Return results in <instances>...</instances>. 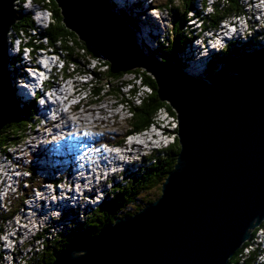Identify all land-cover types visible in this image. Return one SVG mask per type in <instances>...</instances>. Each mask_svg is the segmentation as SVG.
Segmentation results:
<instances>
[{
  "label": "water",
  "instance_id": "1",
  "mask_svg": "<svg viewBox=\"0 0 264 264\" xmlns=\"http://www.w3.org/2000/svg\"><path fill=\"white\" fill-rule=\"evenodd\" d=\"M18 1L0 0V129L16 113L7 35ZM54 1L66 28L112 70L154 77L178 120L180 149L155 200L78 235L50 264H228L264 220V59L234 61L212 82L197 79L179 62L144 54L108 0Z\"/></svg>",
  "mask_w": 264,
  "mask_h": 264
},
{
  "label": "rangeland",
  "instance_id": "2",
  "mask_svg": "<svg viewBox=\"0 0 264 264\" xmlns=\"http://www.w3.org/2000/svg\"><path fill=\"white\" fill-rule=\"evenodd\" d=\"M126 1H128V0H126ZM133 1H136V0H133ZM208 1L210 2L211 0H208ZM253 1L254 0H252V3H253ZM146 2H148L149 4L151 3L149 5V8L156 7L157 9H161L163 11V15L157 21H155L156 18H154L152 13H150V12H144L143 11L144 17L147 18L146 20H143L142 16L139 17L140 13H136V15H135V17H139V19H140L139 21L137 20V22H133V23H135L136 26L138 25L137 27H134V29H133V30H135L136 43H137V46L140 48V50L142 52H144L145 54H146V52H148V49L150 48V46H151V48H157V45H158V42H156L154 40H152V41L149 40V35L154 36V34H156L159 36V38H160L159 40L163 41L166 38V36L168 35V31H169V35H170L171 30H172L171 24L173 23L172 12L170 10V7L168 6V4L170 3V0H154L153 2H150V0H143V1H141V4H144L146 6ZM172 3L175 4V6H178V5H181V0H174V1L172 0ZM206 5H207V3H206ZM39 9H40V7H38V10ZM209 10H207L205 13L203 12V14L210 13ZM140 11H142V10H139V12ZM34 12H36V11H34ZM114 13H116V12L114 11ZM191 14L192 13L190 11H188V16H191ZM117 15L120 18H122L119 14H117ZM257 16H259V15H257ZM169 21H171V24ZM187 23L188 24H186V26L190 30H192V33H193V35H195V37L193 38V40L188 45H186V49L185 50L183 49L184 51L180 50L178 52V55L181 58H183V60H185L186 58L188 59V60L186 59L188 61V63L185 60L184 63H182V62L180 63V66L183 67V65L185 64V66L183 68H184V70H186V72L189 71L190 74L201 75L200 77L202 79L203 74L206 71L205 70L202 73V67L203 66L206 67L204 62L208 61L211 58V55H213L218 50H220L219 46L221 44V41H220V38H215V39L210 41L208 38L210 33H208V32L203 33V35H200V38H199L200 42L198 41V38H196V36L198 35V33H200V28H201L200 26L202 23V20L200 19V17H196L193 20H191V18H188ZM190 25H191V27H190ZM149 26H152V27H149ZM129 27H131V26H129ZM138 32H143V36H142L141 40L139 39L140 33L138 34ZM22 35H23V33L21 34V36ZM205 35H206V37L204 38ZM161 36H163V38H161ZM9 38L11 39V37H9ZM252 38L253 37H249V36L245 37L243 34H240L236 37V40L248 41ZM257 42H258V45H264V38L261 40H257ZM149 43H150V45H149ZM69 44L74 46L75 49L79 52V54L81 53V54L85 55L86 51L84 49H80V46H79L80 43L79 42H78V44L77 43L75 44L74 40L72 38H70ZM211 45H213V47ZM16 46L17 45H14V57L17 55L16 54V50H17ZM214 47H218V49L216 50V49H214ZM193 48H196V49L198 48V50L194 51ZM204 49H209V50L206 52L207 53L206 55L202 56ZM63 55L66 56V59H68L66 52H63ZM152 55H154L155 58L160 60V58L158 57V55L156 53H152ZM9 57L11 58L12 56L9 55ZM82 57H84V59H85L84 61L86 64L90 63V65L86 68L81 67L80 64L77 65L76 62L73 60L69 61L71 64L69 65L70 68L68 71L74 72L72 75L71 81H70V83H73L72 85L70 84V86H69L70 91H72L71 87H73L74 90H75V87H77L79 89V93H78L80 95L79 98H84V100L81 99L82 101L80 103V106L86 107V108H92L96 112H98L99 107H103V106L106 107L108 104L110 106L112 104L113 105L111 107H107V110L109 109L107 111L108 112L107 116H109V119H110V123H108V125H110V126L106 127V128H102V126H99L100 127V128L98 127L99 129L96 128L95 130H93V133L95 131V134L90 133L91 135H94L92 137H91V135L88 134L89 138L91 137L93 142L92 141H90V142L79 141L78 143H86V145L90 144V145H92V148H91L92 150L93 149L94 150H100L101 148H97V146H94V145H98L97 142L104 139L105 137H108V139L111 141H107V140H102L103 142L100 141L99 143L101 144V147L102 148L107 147L110 150H113V148H112V146H113L114 151L120 152V149L117 148L115 144L112 146H109V144H113L115 139H119V138L121 139L123 136L126 135V132L128 131V128H129L128 127V119L131 116L130 112L126 111L128 109H127V105L125 103L122 106L119 103V101L117 102L116 98L113 95H111L112 92L115 91L114 90L115 88L113 89V88H111L112 86H110V87L108 86L106 80L104 79V77H105L104 75H100V76H102V79H98L97 82H95V80H92L91 82H89L90 78H92V75L89 73L87 74V71L90 70V71H97L98 73H104V71L107 70V66L104 63V62H106V59L102 58L101 56L93 58V57H91V55L82 56ZM44 62L50 66V63L47 60H44ZM199 62H200V64H199ZM231 62L232 61L229 62L230 65H231ZM195 65L197 67L193 69V67ZM10 67L12 68L11 64L9 66V72L11 74V70H10L11 68ZM220 67H218L219 72H220V69H219ZM16 74H17L16 75L17 80L20 81L22 79L21 78L22 76H19L18 72H16ZM134 74H135L134 72H130L128 74H125L122 79L124 81H128V80L133 78ZM75 80H77V83ZM135 80H132V81H135ZM99 81H101L100 85H102L104 88V93L101 94L103 96H102V98H93L92 96L89 95L90 87L91 86H93V87L99 86ZM86 82H89V83H86ZM135 82H137L135 84H136V87H138V89L136 92H134L135 94H132V96L135 99L134 102L139 103V101H140V100H138L139 97H142L145 94V92H150V88L147 85H144V83H142V81H140V80H136ZM91 83H93V84H91ZM119 84L121 85V83H119ZM19 88L20 87H18V83L13 84V90H14L15 98L17 99V97L19 96V100L22 101L24 98L21 96V93H19V92L17 93V89H19ZM50 88H52V87H50ZM128 89H130V86L129 87L126 86V87L122 88V90L125 91L126 96L128 98H132L131 95L126 93L128 91ZM50 91H51L50 93H45L46 98H47V95H50L49 99L53 100L57 104L58 103V101L56 100L57 96L56 95L54 97L52 96V94H57V93L54 92L53 88ZM25 96H26V94H25ZM58 96H60V95H58ZM71 98L72 97H70L68 99L65 97V100L66 101L68 100L67 101L68 104H70L71 107H73L72 105L74 104L73 103L74 101H71L70 100ZM94 99H96L98 101L96 104H94V102H93ZM77 102H78V100H77ZM34 105H35L34 106L35 108H37V109L40 108L39 104H37V101H35ZM65 105H66L65 109H69L67 107V104H65L64 102L61 103V106H65ZM163 107L165 108V106H162L161 108H163ZM160 109H158V111L155 115V121H153L151 123V125L148 127V130L146 131V133L150 135V133L148 131L152 127V125L161 126V124H162V127H164L166 130L165 133H158L157 136H154V134H152L151 140H152V142L153 141L155 143L157 142L156 145H154L152 143L147 144V143L143 142L144 143V150H141L140 152L130 156V158H125V160L128 162H125L123 165H121V166L118 165L116 167L110 168L111 170H107V171H106V169H103L104 173L102 174V176L100 178L96 177L95 182L99 186L98 192H100L101 187H106V190L103 192H100V194L97 196L96 201L92 198H86V199H89V201H85L83 204H80L77 199L71 200V203L67 204L66 206H58V209L53 211L52 214L45 220V223H42L39 227H34V226L29 227L28 226L30 233L24 232L23 227H22L21 232H16L13 227L10 228L9 226L13 220H14V224H15V218H16L17 214H20L21 216L23 215L22 213H24V211H21V207H20L21 205L26 207L24 204L29 202L28 206L33 205V206H35V208H37L36 205L41 203V201L47 202V203H44L45 205H47L49 203V200L51 201L52 199H56V197H57L56 196L57 194H54V196H53L52 195L53 193L51 195L49 194L50 196L48 195L45 197L42 195L40 197L39 193H40L41 189L44 186L48 187L50 184L48 185L46 182L45 183L39 182L36 180V178H35V182L40 183L41 185L39 184L36 186H32V184H27L26 183V177L31 174L30 171L28 169H27L28 172L27 171H20V170H22L21 167L26 169V167H30V166L32 167L34 165H37L36 161L39 159V156L41 153L39 147L41 144H45L49 141V139L43 138V136L39 137V138H37L35 136V132H42L43 134H45V131H41V129L44 128L43 125H44V122L46 121V119L42 116L41 112H39V114L35 113V114L39 115L38 119L36 120V122H39L38 125H36L35 128H31V126H29L27 133H26V137H24V139L21 140L20 144L17 143L16 145H12L11 147H9V149H8V151H6V153H0V160H5V163H8L10 165V168L14 171L15 174H13V175H16V176H13V177H15V178H13V181H9V183L11 182L12 187L9 188V190L6 192L5 191L2 192L4 195L3 200H1V198H0V200H1L0 201V203H1L0 204V215H1V217H5L4 215H8V216H6V218H0V223L4 219L3 233H2V236H0V238L2 239L1 242L5 243V245L2 244V246L4 245L3 247H0V251H1L0 256H2L4 258L3 263L4 264H25V262H27L31 258L32 255H35L39 249H42V246H41L42 243H40L42 238L41 239L39 238V240H36V237H38V235H35L33 237V239L29 240V241H33V242L24 244V247H19V244H18L19 242H21L20 245H22L25 240H28L31 235H33L38 229H42L43 226H44L43 231L46 233L45 234L46 237L44 236L46 238V241L47 242L53 241L52 239L57 237L64 230H67L69 223H73L74 225H77V222H78V220L76 219L78 217V215L76 216L77 213L80 214L84 210H86L89 213L99 204L97 201H101L102 199H105L106 196L108 195V190L112 191V189H114V184H118L121 187H124L123 185L126 182L131 181L130 179H132V175H134V174L137 175L140 173L141 168L143 166L147 165L146 162H148V161L154 162V158L156 155L155 153H158L157 151H155L154 146L159 147L160 149L163 147L165 148L164 144L167 141H168L167 142L168 145H170L173 142L171 135H172V133H174V130H172V128H175V126H176L175 120H172V118L169 116V112L165 109H162L160 112L159 111ZM69 110H71V109H69ZM114 111L117 113L120 112V114H119L120 116H118L117 120H115L113 117L110 116V115H112V112H114ZM34 112H36V111H34ZM53 113H54V108H52V112L49 113L48 117H51L53 115ZM30 122H31V120H30ZM153 129H154V131L157 130L155 127ZM163 130H161V131H163ZM137 132L138 131H132L130 133V136H125V138L126 137L127 138H126V140H123V142L125 141L124 142L125 144H123L124 145L123 151L130 152L132 150L133 146L137 145L138 143L142 142L145 139L146 134L140 135V134H137ZM84 134H85L84 136L86 137L87 134L86 133H84ZM59 136H62V135L60 134ZM98 136L101 139L97 138ZM138 136H140V137H138ZM148 138H150V137L148 136ZM176 138H177V142H179L178 137H176ZM31 140H33V141H31ZM28 143L31 145L30 147H28V146L23 147L24 144L27 145ZM60 146L62 147V143L60 144ZM63 146H64V143H63ZM133 150H134V148H133ZM8 154L10 156H8ZM31 157H33V159H31ZM49 163L50 164H47L45 166L42 165L43 163L38 164L37 166H38V169L40 170V172L41 171H49V172L52 171L50 169L46 170V166L48 168H51L52 165L60 164V166L58 168H60V171H62L65 168L67 169L68 165H69L68 163L63 164L62 161H60L58 163H55L53 161H49ZM87 166L90 170H96L95 166L89 162H88ZM125 167L130 169V172L127 171L128 175H130L129 177H128V175H127V177L123 176V174L126 172ZM133 168H135V169H133ZM131 169H133L132 172H131ZM118 170H119V174H117V177H114V178L112 177L110 179V181L107 182L106 174H108L110 172L115 173ZM137 170H139V171H137ZM54 171L55 172L59 171V169H57V167H56V169ZM54 174L55 173H53L50 176L46 175L45 178H47L49 180L54 179ZM66 175H68V177L71 180L70 173L68 172V173H66ZM23 177L25 179L21 180V178H23ZM9 178H10V180L12 179L11 176ZM112 179H113V181H112ZM98 180L101 183L98 182ZM19 183H20V186L16 187V185ZM63 185L64 184H60V186H58V187H63ZM78 185H79L78 182L74 181V184L72 186L75 188H78ZM29 188H31V191L29 193H27ZM55 189H56V187H55ZM86 189H88V188H84V190L77 189V191L80 193H84V197H85V195L89 192ZM160 189H161V187H160ZM47 190L50 193V190L49 189H47ZM148 191L149 190H146L145 192H143L142 195H140L138 202L141 199L144 201V199H146V196L156 197L158 195V193L156 192L157 189H153L152 191H150L151 194L147 195L149 193ZM37 193L39 194V200L36 198H33V199L28 198V197H30L31 194H37ZM58 194H60V193H58ZM64 196L69 197L67 195V193H65ZM31 199H32V202H30ZM143 201H141V203H143ZM141 203L139 202V205ZM145 204H147V203H145ZM145 204L143 203V206H145ZM14 206H17L16 212L10 216L11 208H13V210H14ZM134 207H135V203H132L125 209V211L131 212ZM32 214L37 215L36 212H32ZM83 215L80 214V217H78V219L83 220V217L85 218V215L84 216ZM116 218L117 217H115L114 219H116ZM32 221L34 222V220H32ZM74 225L69 226V227H74ZM17 228L19 229V227H17ZM5 229L7 230L6 232H4ZM38 233L39 232H37V234ZM15 235L19 237L18 242H15ZM19 235H23V236H19ZM12 236H14V240L9 241ZM251 242L252 243L250 246H248V252L246 254H248L249 251L251 249H253L254 247H259L262 249V251L260 252V254H258L257 261L263 260L264 259V252H263V249H264V224L261 225V228L255 233ZM15 244H16V246H18L17 247L18 249L14 248ZM5 250H7V253H3V251H5ZM8 250H9V252H8ZM14 250H16V252H14ZM10 252L11 253L13 252L12 254H14V255L12 256V254H10ZM11 258L12 259L14 258V260H11ZM0 264H2L1 260H0Z\"/></svg>",
  "mask_w": 264,
  "mask_h": 264
},
{
  "label": "trees",
  "instance_id": "3",
  "mask_svg": "<svg viewBox=\"0 0 264 264\" xmlns=\"http://www.w3.org/2000/svg\"><path fill=\"white\" fill-rule=\"evenodd\" d=\"M25 1L26 0L18 1V5H16L18 15L9 32L12 42L14 40V45L17 36H21L22 33L26 35L31 34L33 28L36 25L32 14L30 12L24 11L22 4ZM34 1L51 9L53 21L51 22L50 27L43 30L41 34L45 38L50 39L51 46L57 49V51L59 50V53H61V51L67 53L68 59H65L66 65L70 63L69 61L73 60L77 65L80 64L83 68L88 67L90 63L86 64L84 61L85 59L82 56L91 55V57L96 58L98 57L99 53L95 49L88 47L86 44L80 41L78 36L73 31L66 28L60 9L58 8L54 0ZM168 6L170 7V10L172 12L173 21L172 30L170 33L171 36L168 40L167 38H165L162 41L163 45L161 47H158L157 50H151V48H149L148 52L156 53L158 57L163 59V61L165 62L174 61L181 63V58L179 57L178 52L180 50H183L186 45H188L195 37V35H193L192 33V30H190L186 26V22L189 18L188 11L194 8V0H181V5L178 6H175V4L172 3V0H170ZM202 7L204 8V3L202 4ZM243 7L244 6L241 0H213L211 13L206 16L202 15V17L204 16L201 23L202 30L217 28L220 23L223 20L229 18L230 15H240V13L243 12ZM130 13H132V11H130ZM197 14H200V12L198 11ZM137 20H140L139 17H135L133 21L131 20V24L135 25V23L133 22H137ZM202 30H200V33H198L199 35L202 34ZM70 38L74 40L75 44H78V42L80 43V49H84L86 51L85 55L81 53L79 54L75 47L69 44ZM27 40L31 42L30 44L35 43L32 36H28ZM257 45L258 42L254 39H250L248 41H229L228 44L223 48L224 50L216 52L212 55V58L207 66L208 69H206L203 74V78L211 82L215 81L217 77L227 73L229 69L234 65V61L237 62V60L239 62L245 61L244 64L248 65L250 63L259 61V59H264V45ZM57 47H59V49ZM230 61H232L233 64L230 65ZM104 63L107 66V70H105L104 73H98L97 71L88 70L87 74L89 73L92 75V79L90 80V82L92 80H95V82H97L98 79H102V76L100 75H104L106 77H104V79L106 80L108 86H112L111 88L113 89L115 88V91L112 92L111 95L116 98L117 102H123L127 105L128 111L130 112L131 116L128 119L129 128L126 132V135L124 134L125 136H127V134L132 131L142 132L146 130L151 125V123L155 121V115L158 109H160L162 106H165V108L170 110V112L173 111L166 102L160 101L156 91V81L154 80V77L147 73L145 70L137 69L136 71H140L139 80L148 85V87L150 88V92H145L142 97H139V103H135L132 94H135L134 92L137 91L138 87H136L135 83H133L134 81H124L122 79L127 71H125V69L123 68H120L116 71L112 70L111 65L107 61ZM184 66L185 64L183 65V67ZM220 66L224 67L221 73H219L218 70V67ZM68 70L69 66L67 67L65 72H67ZM100 83L101 81H99V86L97 87H90V91L92 92L91 96L93 98H102L103 96L101 94L104 93V88L102 85H100ZM119 83H121V85ZM126 85H130V90H128L126 93L131 95L132 98H128L125 94V91L122 90V88L126 87ZM19 101V98H17V110L12 121L5 125L2 129H0V153H6L10 146L20 143L21 140L26 137L29 126H31V128H34L33 123L30 122L34 115V107L32 105L33 103L28 102L27 104ZM93 102L96 103L98 101L94 99ZM125 136H123L121 139H115L114 141L118 143L122 140H125ZM102 140L111 141L108 139V137H105ZM179 149L180 146L177 142V138H175V141L167 147L155 149V151H157L158 153H155L156 155L154 158V162H150L148 161V159V162H146L147 165L144 166L143 171L140 170L139 174L132 175V179H130L131 181L128 182V185L126 184L127 182L125 183L124 186L126 187H121L118 184H114V189L112 190L115 191L111 192V196L107 195V197L102 200L101 203H99L91 212H85V218L83 217V220H79L78 218H76L78 220L77 225L69 223L67 230H64L57 237L52 239L53 241H46V233L44 231H42L40 234H36L38 235V238H42L40 242L42 243V249H39L35 255H32L31 259L25 262V264H50L54 258V255L69 243H71L78 235H95L103 225H105L109 221H112L115 217L131 215L140 210L143 207V203H149L156 199L160 194V187L163 181L174 167V164L176 162L175 154H177ZM28 170L31 173L29 181L31 182L32 186L39 185V183L35 182L36 174L34 168L30 166L28 167ZM153 189H157L156 192L158 193V195L156 197L146 196V199H144V201L142 199L139 200L140 203L141 201H143V203L139 205L138 199L140 195H142L146 190H149V193L147 194L149 195L151 194L150 191H152ZM30 191L31 188L28 189L27 193H29ZM132 203H135V207L133 208V210L131 212L125 211V209ZM20 207L22 208L23 205H21ZM16 209L17 206H14V210L13 208H11L10 216L16 212ZM4 216L6 217L8 215ZM72 225H74V227H69ZM1 226H4V219L0 223V227ZM255 232L256 231L254 230L252 236H254ZM252 238L248 242L246 241L243 246H241V248L237 251V253L229 259L228 264L256 263L258 254H260V252L262 251L261 248L254 247L249 251L248 254L244 253L245 248L251 245ZM242 249L243 251H241ZM242 257L244 258L242 259Z\"/></svg>",
  "mask_w": 264,
  "mask_h": 264
},
{
  "label": "bare ground",
  "instance_id": "4",
  "mask_svg": "<svg viewBox=\"0 0 264 264\" xmlns=\"http://www.w3.org/2000/svg\"><path fill=\"white\" fill-rule=\"evenodd\" d=\"M153 1L154 0H150V2H153ZM205 1H208V0H194V8L190 10V12L192 14H191V16H188L189 18H191V20L195 19L196 17H200V19L203 21V17L209 14V13L203 14V12L205 13L207 10H209L212 7L213 0L210 1L209 5H207L208 6L207 9H204L202 7V4ZM241 2L244 6L243 11L247 12V14H250V13L258 14L260 20L262 18H264V0H254L253 3H252V0H248V1L247 0H241ZM250 4L256 5L257 7L250 5ZM142 5H144V4H142ZM258 6H261V7H258ZM37 10H38V7H37ZM37 10H35V11H37ZM198 11L200 12V14H197ZM211 11H212V8L209 10V12L211 13ZM144 12H146V10ZM144 12L140 11L138 13H140L139 17L142 16V19L146 20L147 18L144 17ZM133 13H134V11H132L131 14H133ZM202 15H204V16L202 17ZM234 18H236V21L239 22V26H236L235 23L232 21ZM157 20L158 19H155V21H157ZM169 22L171 24V21H169ZM126 23H127V25L131 26L130 28H132V29H134V27H136V25H132L131 23L129 24L127 21H126ZM172 24H171V26H172ZM190 27H191V25H190ZM200 27H201L200 30H202V25ZM9 32H10V30H9ZM207 32L210 33V35L208 37L210 41L215 39V38H220V41H221V44L219 46L220 50L217 51V52H219L221 50H224L223 48L228 44L229 41L236 40V37L240 34H243L245 37L246 36L253 37L252 39H254V40L263 39L264 38V24H263V26H260V28H258V22H251V29H249V26L247 25V21H246V14H240L237 16H236V14H234V15L230 16L229 18L223 20L217 28H212V29L210 28L207 30L203 29L202 34H200V35H203V33H207ZM138 34H139V39L141 40L142 36H143V32H138ZM168 34H169V31H168ZM200 35L198 34L196 36V38H198V41H199ZM167 36H166V38L168 40L170 38L171 34L167 35ZM9 37H11V36L8 33V35H7L8 72H9L10 64L12 66V68L10 67L11 68L10 69L11 74L9 72L8 76L10 77L11 87L13 89V84H17L16 72H18L19 76H22V77H30L31 74L28 73L27 75H25V68L23 67L24 63H23V66L21 65L22 63H19L20 59H18V58L21 57V55L20 56L18 55L16 49L15 50H16L17 55L14 57V41L12 42V40ZM205 37H206V35L204 36V38ZM161 38H163V37L161 36ZM159 39H160L159 36L156 34H154V36L149 35V40H151V41L154 40V41L158 42L157 48L161 47L163 45L162 41H160ZM15 45H17V43H15ZM149 45H150V43H149ZM211 46L213 47V45H211ZM150 48H151V46H150ZM157 48H151V49L157 50ZM193 49H194V51L198 50V48L197 49L193 48ZM214 49L217 50L218 47H214ZM208 50L209 49H204L202 56L206 55L207 54L206 52ZM39 54L40 53H38L35 56V59H33V60H36L39 57ZM9 55H11L12 57L10 58ZM211 58H212V55H211ZM211 58L208 61L204 62L206 67L208 66V63L210 62ZM44 60H46V59H44ZM185 60H183V58H181L182 63H184ZM159 61H161V60H159ZM15 63H18V65H16ZM187 63H188V61H187ZM199 64H200V62H199ZM196 67L197 66L195 65L193 67V69ZM206 67H204V66L202 67V73L206 69H208ZM123 69H125V68H123ZM137 69L142 70L143 68L125 69V71H127L126 74H128L130 72L135 73L133 75V78L130 80H135V79L139 80V78H140L139 72L140 71L137 72L136 71ZM181 69L185 73H187V75L192 76V77L197 78V79H201V77H200L201 75L190 74L189 71L186 72V70H184L183 67H181ZM20 81L24 82L26 84L27 88H32V90L34 91V94L36 93V91L39 87L38 86L39 84L27 82L26 79H24V78H22ZM75 81L77 83V80H75ZM69 84L70 83L63 84L62 80L59 77L55 78L54 82L51 85L45 84L44 87L48 88L45 91V93H50L51 92L50 90L53 88L54 92L57 94H52V96L53 97L55 95L57 96L56 100L58 101V103L56 104V102H54L53 100H50L49 99L50 95H47V98L45 95L39 97L37 100V104H39L40 108L37 109L34 107L35 105H33V107H34L33 114L34 115H33V118L31 119V122L33 123V126L35 128V126L38 125V123H39V122H36V120L39 117L38 114H39V112L42 113V116L46 119V121L44 122V125H43L44 128L41 129V131H45V134H43L42 132H35V136L37 138L43 136V138L49 139V141L47 143L40 145L39 148H40L41 153H40L39 159L36 161V164L38 165L40 163H43L42 165L45 166L47 164H50L49 161H53L55 163L62 161L63 164H66V163L69 164L68 168L67 169L65 168L64 170L60 171V168H58L60 166V164H55V165H52L51 168H48L46 166V170L50 169V170H52L51 172H49V171H41L40 172L37 165L32 166L34 168L37 181L42 182V183L46 182L48 185L50 184L48 187L44 186L41 189V191L39 193L40 197L42 195L46 197L49 194L51 195L52 193H53L52 194L53 196H54V194H57L56 195L57 197H56V199H52L51 201L49 200V203L47 205L44 204L47 202L41 201V203L36 205L37 208H35V206H33V205L28 206L29 202L25 203L24 205L26 207L23 206V208H21V211H24V213H22L23 215L21 216L20 214H17L18 217L16 216V218H15V224L16 225L14 224V220H13L9 226L10 228L13 227L16 232H21L22 227L24 228L23 229L24 232H29L30 231L29 227H31V226L39 227L42 223H45V220L52 214L53 211L58 209V206H66L67 204L71 203V200L77 199L80 204H83L85 201H89V199H86V198H92L96 201L97 196L100 194V192H103L106 190V187H101L100 192H98L99 186L95 182L96 177L100 178L102 176V174L104 173L103 169H106V171L111 170L110 168L116 167L118 165L121 166L125 162H128L125 160V158H130V156L140 152L141 150H144V143L143 142H145L147 144L152 143L154 145H156V143H157V142L155 143L154 141L152 142V140H151L152 134H154V136H157V133L154 130L148 131L150 133V135L146 133L147 130L140 132L139 133L140 135L146 134V137L144 140L142 139L143 140L142 142L133 146L132 150L130 152L123 151V148H124L123 144H125L124 143L125 141L123 142V140L118 142V143L114 141L113 144H109V146H112L115 144L116 147L120 149V152L114 151L113 146H112L113 150H110L107 147L102 148L101 144L99 143L102 140L97 142L98 145H94V146H97V148H101L100 150H94V149L92 150L91 149L92 145H90V144L86 145V143H78L79 141L82 140V135H78L79 133H81V134H83L85 132L93 133V130H95L99 126H102V128H106V127L110 126V125H108V123H110V119H109V116H107V114H108L107 111L109 110V109L107 110V107H111L113 104L111 106L108 104L106 107H104V106L99 107L98 112H96L92 108H86V107H81V106H79L76 110H73V111L69 110V109H65L66 105L61 106L62 102L66 103L68 101V100L67 101L65 100V97L69 99L70 97H74L75 96L74 94L79 93V89L77 87H75L74 93L72 91H70ZM50 87H52V88H50ZM18 92L21 93V96L23 98L25 97V94H26L25 89L19 88V89H17V93ZM13 93H14V90H13ZM58 95H60V96H58ZM17 98H19V96ZM15 99L16 98L14 97L15 111H16L17 108H16V100ZM41 101H43V103H41ZM52 108H54V113L51 117H48L49 113L52 112ZM34 111H36V112H34ZM35 113H38V114H35ZM119 114H120V112L117 113L114 111V112H112V115H110V116L113 117L115 120H117L118 116H120ZM177 124H178V120H177ZM155 128L157 130L159 129V127H155ZM60 134L62 136H59ZM93 134H95V131ZM176 134H177V131H176ZM77 136H79V137H77ZM148 136L150 138H148ZM138 137H140V136H138ZM31 141H33V140H31ZM61 143H62V147L60 146ZM63 143H64V146H63ZM27 146L30 147L31 145L28 143ZM133 148H134V150H133ZM8 156H10V155L8 154ZM31 159H33V157H31ZM88 162L91 163L92 165H94L96 170H90L87 166ZM56 167H57V169H59V171L55 172L54 170L56 169ZM21 169L22 170H20V171H27L28 167H26V169L21 167ZM133 169H135V168H133ZM133 169H131V172L133 171ZM143 169H144V166L141 168V171H143ZM125 170H126V172L123 174V176L127 177V175H128L127 171L130 172V169L125 167ZM137 171H139V170H137ZM68 172L70 173L71 180L68 177V175H66V173H68ZM53 173H55L54 179L49 180V179L45 178L46 175L50 176ZM13 174H15V173L10 168V165L8 163H5V160H0V198H1V200H3V196H4L2 192L3 191L6 192L9 190V188L12 187L11 182L9 183V181H13V178H15L13 176H16V175H13ZM117 174H119V170L115 173L110 172V173L106 174L107 182H109L112 177L113 178L117 177ZM10 176L12 178L11 180L9 178ZM128 176H130V175H128ZM30 177H31V174L26 177V183L27 184H31V182L29 181ZM24 179H25L24 177L21 178V180H24ZM74 181L78 182V184H79L78 188H75L72 186L74 184ZM112 181H113V179H112ZM98 182H100V181L98 180ZM128 182L126 183L127 185H128ZM60 184H64L63 187H58V186H60ZM19 185H20V183L17 184L16 187H19ZM55 187H56V189H55ZM124 187H126V186H124ZM84 188H88L86 190L89 191L85 195V197H84V193H80L77 191V189L84 190ZM47 189L50 190V193ZM114 191L108 190V195L111 196L112 193H110V192H114ZM58 193H60V194H58ZM65 193H67V195L69 197L64 196ZM37 194H31L30 197H28V198H32V199L36 198L39 200V195H37ZM32 199L30 200V202H32ZM102 200H104V199H102ZM101 201H97V202L101 203ZM32 212H36L37 215L32 214ZM85 212L88 213L86 210H84L80 214L83 215ZM80 214L77 213L76 216L78 215V217H80ZM131 215H133V214H131ZM131 215H128V216H131ZM120 217H125V216H120ZM0 218H2V217L0 216ZM117 218H119V217H117ZM32 220H34V222ZM17 227H19V229ZM36 234H37V232H35L33 235H31L28 240L33 239V237ZM19 236H23V235H19ZM13 240H14V236H12L9 241H13ZM36 240H39V238L36 237ZM2 244L5 245L4 242H0V247L4 246V245L2 246ZM18 244H19V247H24V245H20L21 242H19ZM17 247L18 246H16V244H15L14 248L18 249ZM241 251H243V249ZM244 251H245L244 253L246 254L248 252V247H246ZM8 252H9V250H8ZM263 252H264V249H263ZM3 253H7V250L3 251ZM12 253L10 252V254H12ZM244 253H243V255H244ZM13 255L14 254H12V256ZM243 258L244 257H242V259ZM0 260L2 261V264H4L3 263L4 258L2 256H0ZM11 260H14V258L13 259L11 258ZM256 264H264V259L260 260V261L256 260Z\"/></svg>",
  "mask_w": 264,
  "mask_h": 264
},
{
  "label": "clouds",
  "instance_id": "5",
  "mask_svg": "<svg viewBox=\"0 0 264 264\" xmlns=\"http://www.w3.org/2000/svg\"><path fill=\"white\" fill-rule=\"evenodd\" d=\"M141 1H143V0H138V1L137 0L136 1H133V0H128V1H126V0H108L109 9L112 12L115 11L117 14H119L122 17V19L125 22L127 21L128 23L129 22L132 23L131 20L133 21V19H135V15H136V13L139 12V10H142V11L146 10V12H150V13L153 12L152 15L156 19H159L162 17L163 11L161 9H157L156 7L149 8V5L151 3L149 4L148 2H146V6H144L141 4ZM206 3H207V5H209L210 2L209 1L204 2V9L208 8ZM16 5H18V3ZM22 5L24 8V11L30 12L32 14L36 25L33 28L31 34H27V35L23 34L22 36H17V38L15 40V43H17V53L19 56L21 55V57L18 58V59H20L19 63H22V59H23L22 56H24V55L26 56L27 54H30L29 57L31 58L32 62H34V73H29V72H26V70H25V75H27L29 73V74H31V76L30 77H21V78L26 79V81L30 82V83H37V84H39L38 85L39 87H38L36 93L34 94V91L32 90V88H27V86L24 82L19 81V80H17L16 82L18 83V87L26 90V96L24 97V99L22 101H19V102H23V103L31 102V103H33L32 105H34L35 101H37L39 97L45 95V91L48 89V88L44 87L45 84L51 85L54 82L55 78H57V77H60L63 84L64 83L65 84L70 83L72 75L74 72H69V71L65 72V70L67 69V67L71 63L66 65V61H65L66 56L63 55V52L61 51V53H59V50L57 51V49H55L54 47L51 46L50 39L45 38L41 34L43 30L50 27V24L53 21V15H52L51 9L43 6L40 3L35 2L34 0H26ZM56 5H57V3H56ZM37 7H40V9L38 11L34 12L35 10H37ZM130 11H134V13L131 14ZM186 24H188V23L186 22ZM149 27H152V26H149ZM28 36H32L35 43L30 44L31 42H29L27 40ZM57 48L59 49V47H57ZM61 49H63V48H61ZM29 50H31V52H29ZM37 53H40L39 57L36 60H33V59H35V55ZM146 55H152V53L146 52ZM44 59H46L50 63L51 66L46 64L44 62ZM160 60L163 61V59H161V58H160ZM15 64L18 65V63H15ZM21 65H23V63ZM34 76H36V77H34ZM91 79L92 78H90V80ZM89 82H86V83H89ZM133 83H137V82L134 81ZM21 84H23V85H21ZM70 84H73V83H70ZM70 84H69V86H70ZM144 85H147V84L144 83ZM126 86L129 87L130 85H126ZM71 90L74 93L73 87H71ZM128 90H130V89H128ZM74 95L75 96L70 99L71 101H74L73 102L74 104L72 105L73 107H71V105L69 104V106H70L69 109H71L72 111L76 110L80 106L81 101L84 100V98H79L80 97L79 94H74ZM89 95L90 96L92 95L91 91H90ZM77 100H78V102H77ZM41 103H43V101H41ZM96 103H94V104H96ZM119 103L122 106L124 104L123 102H119ZM162 109L167 110L169 112V116L172 118V120H175L176 126H175V128H172V130H174V133H172V135H171L172 140L174 142L175 138L177 137V134H176V131L178 128V124H177V120H176L177 118H174L172 112H170V110H168L164 107L161 108L159 111L161 112ZM126 111L129 112L128 110H126ZM152 126L153 127H151L149 130L153 131L154 127H159V129L156 130L157 134L158 133H165V131H166L165 128L162 127V124H161V126H156V125L155 126L152 125ZM146 130H148V128ZM161 130H163V131H161ZM85 133L87 134V132H85ZM130 133H128L127 136H130ZM139 133L140 132L138 131L137 134H139ZM97 138H100V137L98 136ZM126 138H125V140H126ZM167 142L164 144L165 147L168 146ZM24 146L27 147L26 144H24L23 147ZM157 148H159V147L154 146V149H157ZM37 195H39V194H37ZM263 224H264V220L262 221L261 225H263ZM261 225L255 229L256 232L261 228ZM6 229L4 230V232L6 231ZM42 231H43V227H42V229H38L36 232L41 233ZM2 233H3V227H0V236H2ZM255 233H254V235H255ZM252 237L253 236H251V238ZM18 240H19V237L15 235V242H18ZM1 241H2V239L0 238V242ZM32 242L33 241L25 240L22 245L27 244V243H32ZM14 252H16V250H14Z\"/></svg>",
  "mask_w": 264,
  "mask_h": 264
},
{
  "label": "built area",
  "instance_id": "6",
  "mask_svg": "<svg viewBox=\"0 0 264 264\" xmlns=\"http://www.w3.org/2000/svg\"><path fill=\"white\" fill-rule=\"evenodd\" d=\"M250 5H253V4H250ZM253 6H256V5H253ZM258 7H261V6H258ZM240 14H246V21H247V25L249 26V29H251V22H258V28H260V26H263L264 24V18L260 20L259 16H257L258 14H255V13L247 14V12L245 11H243ZM232 21L235 23L236 26H239V22L236 21V18H234Z\"/></svg>",
  "mask_w": 264,
  "mask_h": 264
}]
</instances>
